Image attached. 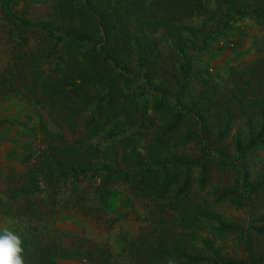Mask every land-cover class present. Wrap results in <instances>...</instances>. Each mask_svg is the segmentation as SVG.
<instances>
[{
	"label": "trees",
	"instance_id": "obj_1",
	"mask_svg": "<svg viewBox=\"0 0 264 264\" xmlns=\"http://www.w3.org/2000/svg\"><path fill=\"white\" fill-rule=\"evenodd\" d=\"M1 6L4 20L20 21L24 38L0 70V98L14 96L45 109L58 130L41 123V146L19 160L25 170L0 173L6 196L0 215L34 214L29 197L49 191L55 198V189L67 182L71 193H77L76 181L88 177L100 180L102 195L111 185L129 184L133 195L151 206L147 214L152 226L125 242L117 255L105 244L27 219L28 232L18 234L25 264H57L61 259L86 264H264V251L251 256L244 248L243 259H237L200 237L198 228L206 222L214 223L219 233L241 229L189 195L191 171L199 169L198 182L206 183L208 167L219 159L239 114L243 122L234 150L241 154L264 148V92H249L246 83L217 98L212 85L190 104H181L190 79L202 74L194 71L195 56L225 38L238 19L264 18V0H56L52 14L37 22L18 18L8 0ZM35 33L47 45L25 48L27 36ZM165 42L171 46L168 53L160 50ZM130 56L136 74L129 67ZM212 113L218 116L216 124L206 122ZM118 120L130 134L103 147L92 142ZM262 170L245 192H216L215 201L236 196L242 205L246 194L264 193V165ZM171 187L176 205L168 206L173 213L160 203L170 198ZM21 199L25 204L19 205ZM257 225L256 231L264 234V209Z\"/></svg>",
	"mask_w": 264,
	"mask_h": 264
},
{
	"label": "rangeland",
	"instance_id": "obj_2",
	"mask_svg": "<svg viewBox=\"0 0 264 264\" xmlns=\"http://www.w3.org/2000/svg\"><path fill=\"white\" fill-rule=\"evenodd\" d=\"M2 1L0 0V70L11 62L24 38L22 34L24 27L21 26L20 21L3 19ZM55 1L8 0V3L13 14L18 18L37 22L52 14ZM234 27L236 28H231L227 32L225 38L216 39L211 46L195 56L194 71L199 70L202 74L190 79V86L184 91L181 104H190L198 98L204 88L212 85L219 91L216 94L217 98L221 93L226 94L231 88H245L246 83L250 84L249 92H264V18L258 20L249 17L240 18ZM38 43L45 46L47 40L40 33H35L27 36V44L24 47L35 46ZM170 47V44L165 42L161 44L160 50L162 53H168ZM133 59L130 56L128 63L131 72L136 74L137 69ZM220 102L223 100L220 99ZM12 108L20 112L22 118L12 123L13 126H18V133L9 130L5 138L0 134V173L5 175L9 171L25 170L19 160L31 150L41 146L43 136L41 123L51 131L58 130L48 118L45 109L32 102L19 101L14 96L0 98L1 118H5L4 113H12L10 111L13 110ZM233 108L238 112L234 105ZM217 119V114L212 113L206 122L216 124ZM242 122L243 115L239 114L236 124L224 142V148L217 155L219 159L208 167L204 185L198 182L200 170L191 171L189 194L197 203L206 201L211 212L220 220L239 226L241 231L238 233H219L214 227L215 224L208 222L198 228L199 236L212 241L222 255H234L237 259H243L244 248L248 249L251 256H257L264 251V234H259L255 229L256 226L258 227L259 213L264 209V193H244L246 200L242 205L236 201V196L225 197L221 202L215 201L216 192L223 193L238 189L245 192L249 183L262 176L264 148L249 149L241 154L234 150L235 136L241 130L239 124ZM8 132L10 137L7 138ZM128 134L130 131L118 120L107 126L92 142L103 147ZM9 142H12L11 146ZM99 183L98 178L88 177L76 181L77 193L75 191L71 193V184L67 182L55 189V198L49 197V191L31 196L27 202L32 203L30 210L34 214L20 217L0 215V229L9 227L18 235L28 232L27 219H32L31 224L39 226L47 222L71 234L90 239L94 243L105 244L117 255L125 242L136 238L142 230L152 226L151 218L147 214L151 206L146 199L138 200L130 190L129 184L111 185L102 195L99 192ZM174 190L175 187H171L170 198L160 203L166 206L169 203L176 205L172 200ZM2 191H5L3 175L0 176L1 204L6 201ZM25 200L21 199L19 205L25 204ZM168 208L165 209L169 213L174 212L171 207ZM22 211L23 209L19 212ZM38 220L41 221L40 224ZM56 263L86 264L82 259H61Z\"/></svg>",
	"mask_w": 264,
	"mask_h": 264
},
{
	"label": "clouds",
	"instance_id": "obj_3",
	"mask_svg": "<svg viewBox=\"0 0 264 264\" xmlns=\"http://www.w3.org/2000/svg\"><path fill=\"white\" fill-rule=\"evenodd\" d=\"M19 236L9 227L0 229V264H25Z\"/></svg>",
	"mask_w": 264,
	"mask_h": 264
},
{
	"label": "crops",
	"instance_id": "obj_4",
	"mask_svg": "<svg viewBox=\"0 0 264 264\" xmlns=\"http://www.w3.org/2000/svg\"><path fill=\"white\" fill-rule=\"evenodd\" d=\"M12 109L13 110H10L12 113H4V115H6L5 118L0 117V134L2 135L3 138L6 137L5 135H6L7 131L10 130V132L15 133L17 131V129H19L18 126H16V125L13 126L12 123H16L17 120L22 118V117L20 116V112H17L16 109L14 110V108H12ZM7 122H9V123L6 124ZM17 133H18V131H17ZM9 134L10 133L8 132L7 138L10 137ZM8 144H9V146H11L12 142H9Z\"/></svg>",
	"mask_w": 264,
	"mask_h": 264
}]
</instances>
